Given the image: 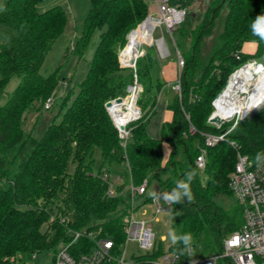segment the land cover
Wrapping results in <instances>:
<instances>
[{"label":"trees","instance_id":"obj_1","mask_svg":"<svg viewBox=\"0 0 264 264\" xmlns=\"http://www.w3.org/2000/svg\"><path fill=\"white\" fill-rule=\"evenodd\" d=\"M40 1L8 0L0 10V23L15 32L8 42L0 43V95L13 76L22 75L13 95L0 105V264L16 260L26 263L44 250L55 255L59 244L69 241L68 229L101 230L103 237L114 241V253L118 255L126 239L124 218L130 196L123 192L115 198L107 197L104 173L121 174L135 184L147 179L170 192L187 172L195 171L192 202L173 204L170 212L172 230L178 235H193V250L191 254L184 252L178 242L170 252L179 256L180 264L222 253L224 240L239 230L244 220L229 186L237 161L230 142L255 163L256 153L264 151V106L240 121L227 141L205 147L204 170L196 167L195 160L204 147L200 133L219 134L231 126L218 129L208 123L212 102L229 76L242 63L251 59L262 62L264 58V40L253 35L251 27L258 16L264 15V0L210 1L204 20L190 32V53L182 55L181 92L175 91L167 103L172 118L163 123L159 139L152 138L146 127L168 82L162 76L165 65L158 53L146 47L136 63L143 86L137 103L142 114L130 125L131 137L125 148L105 104L125 97L134 81V70L120 66L117 51L126 46L128 34L148 18L149 0H90L82 38L74 46L80 58L94 33L100 32L86 77L77 92L72 90L62 98L52 123L37 139L25 128L27 115L41 114L45 102L57 92L62 78L58 73L45 77L40 68L66 23V13L60 6L39 12ZM195 1L171 0L172 5L187 9L185 21L173 31L182 39H188L187 26L195 19L189 9ZM223 8L226 14L219 43L203 65V40ZM248 43L256 44L255 53L244 51ZM126 52L134 57L128 49ZM236 52L241 55L239 60ZM191 126L196 129L194 134L190 133ZM164 140L171 147L166 163ZM222 197L233 200L232 204L224 208L219 203ZM65 213L69 214L67 222L61 224ZM51 216L57 221L51 230H44ZM92 245L86 239L77 243L87 249ZM163 254L159 241L157 250L148 258H138L137 264ZM219 264L233 263L222 258Z\"/></svg>","mask_w":264,"mask_h":264},{"label":"built area","instance_id":"obj_2","mask_svg":"<svg viewBox=\"0 0 264 264\" xmlns=\"http://www.w3.org/2000/svg\"><path fill=\"white\" fill-rule=\"evenodd\" d=\"M151 2L155 5L157 10L156 14L148 16L147 20V22H151L153 27L151 40L149 43L139 45V49L143 45L147 47L154 46L156 47L159 58L161 60H167L170 56V52L166 41L163 36L154 40V31L157 28L166 29L176 45L173 38V31L185 21L188 14L187 9L172 5L171 0H151ZM176 50L178 73L173 89L180 93L181 71L185 62L177 46ZM143 55L144 52L141 51L139 55L136 56V63L138 58ZM235 57L239 60L241 58L240 53L236 52ZM120 62L121 67L126 66L122 63L121 58ZM136 63L133 66H130L134 70V81L127 87L126 96L120 97L122 98V103L117 104L114 99L109 101L111 102V107L107 108L112 123L118 132L121 145L124 148L131 137L130 125L141 117V111L137 103L143 92V86L139 83L136 74ZM243 70H247V73L250 75L249 84L248 86L240 87L236 94L242 97L243 106L250 100L251 95L254 93L255 84L260 80L261 75L264 72V63L252 59L242 63L229 76L225 87L212 102L213 112L208 118V123L218 110L216 103L219 98L223 96L236 75ZM52 102L53 98L51 97L47 100L46 107L50 108ZM125 102L133 103L134 111L131 117L126 120H121L129 111L125 107ZM115 106H120V110L115 109ZM256 109H250L244 113L237 112L234 114H225L221 125L210 123L218 129H221V127L226 124H231V126L219 134L201 133L203 140L202 145L204 147L200 149V153L195 160V165L199 170L202 171L206 167L205 147H214L221 142L227 141V136L234 130L237 124L249 117V115ZM121 127H123V129H121ZM195 132L196 130L191 126L190 133L194 134ZM230 144L237 152V161L235 169L230 176L229 186L237 204L242 210L244 219L243 224L239 230L235 231L224 240L222 253L213 255L209 258L199 259L188 264H219L220 259L222 258L229 259L233 264H264V167L257 168L256 164L251 161L247 155L241 153L240 147L235 142L232 141ZM128 172L130 173V169H128ZM102 180L107 184V197L115 198L123 192L128 193L130 196L128 213L124 218V233L126 235L125 244L133 241L138 244L140 250L147 252L148 254L155 252L157 250L158 241L152 230L151 222L136 219V214L146 205L153 206V214L155 217L163 213L170 214L172 205L165 202L162 203V199L154 201L151 197L146 196L151 187V184L147 179L141 184H135L131 178L130 181H126L121 174L113 175L104 173L102 175ZM60 222L61 224H66L67 219L63 218ZM69 236L70 239L68 243L61 246L55 253L53 264H104L105 262L112 261H116L119 264H132L125 260V250L121 253L120 249V252H118L119 256L115 255L114 241L103 237L101 235V230H69ZM82 239L91 241L93 245L88 249L78 247L77 243ZM179 261V256L170 252L151 260V263L180 264Z\"/></svg>","mask_w":264,"mask_h":264},{"label":"rangeland","instance_id":"obj_3","mask_svg":"<svg viewBox=\"0 0 264 264\" xmlns=\"http://www.w3.org/2000/svg\"><path fill=\"white\" fill-rule=\"evenodd\" d=\"M7 1L8 0H0V10L4 8ZM210 1L211 0H196L193 4L189 5L190 11H192V13L195 14V19L192 20V22H190V24L187 26L188 39L187 38L182 39L178 37L176 33H173L174 34L173 38L176 42V45H175L170 33L166 29L157 28L154 31V34H153L154 40H157L158 38H161L163 36L166 41L168 50L170 52V56L167 60L159 59L160 62L166 66L164 68V71H165L164 75H167V79L169 77L173 78L174 75L176 76L175 74L176 70H174L175 65H177L176 46L179 52L183 56H186L190 53V50H191L190 32H192L196 28V26H198L204 20L206 16V8H207V5L210 3ZM212 1H215V0H212ZM55 6H60L65 11L66 23H65V26L62 32L58 35V37L51 44L43 60V63L41 65L40 73L45 77L51 74L58 73V75L62 79L57 88V92L51 95V97L54 100L51 107L50 108L46 107V103H47L46 101L44 108H43L44 110L41 112V114L30 113L29 115H27V121H26L25 128L27 129V131L32 133L33 137L37 139L43 136L48 126L52 123L54 116L58 112V107H59V104L62 98L64 96L69 95L70 91L72 90L74 91V93L78 91V84L86 77L87 71L89 69L90 61L93 58L94 51L97 46L99 35H100L99 31H96L94 33V35L91 37L88 43V46L85 52L83 53V56L78 58V56L74 52V46H75V43H77L82 38L83 29H84L83 28L84 21L90 9V0H41L39 4L37 5V10L39 12H44ZM149 6H150L149 16L156 14V11H157L156 7L151 2V0H149ZM225 14H226V10L225 8H223L216 17V20L214 22V27L212 28V30H210L208 35L203 40V44H202L203 65L208 63L211 54L213 53L214 49L219 43V36L223 29ZM138 28H140V26ZM130 33L127 36V44H128ZM14 35H15L14 31H12L8 27L0 23V43L8 42L10 38ZM246 45L247 44H245L244 47ZM126 46L124 48L119 47L117 51L120 66H121L120 54L122 58L123 51L125 50ZM146 47L147 46L143 45L142 47H140V50L144 51ZM155 48L156 47H152L153 51L157 52ZM262 63H264V58L262 59ZM123 67L131 68L130 66H123ZM21 79H22V75H15L10 79L9 83L7 84V86L4 88V90L2 91L0 95V105H4L8 101V99L13 95L14 91L20 84ZM175 80H177V78ZM162 90L164 92L163 94L160 93V98H159L160 102H158L156 112L153 114V116L151 117L146 127L147 133L154 139L160 138L161 128H162L163 123L172 118V113L167 109V103L169 102L171 98H173L175 92L173 95H171L170 91L167 88V85ZM70 97H71L70 100H72V94H70ZM127 105H130V104H126V106ZM140 114H142V112H140ZM187 119L189 120L188 116H187ZM200 138L202 139L201 133H200ZM162 150H163V163H166L169 161L170 156H171V147H170V144L166 140L162 142ZM152 191L167 192V191L161 190V188L156 184L151 185L148 193ZM148 193L146 195L147 197H149ZM161 202L164 203L163 199L161 200ZM232 202L233 200L231 199L229 200L227 197H222L219 200L220 205L224 206V208H227L230 204H232ZM58 216H61V214ZM62 216L68 219L67 216H69V214L65 213V215H62ZM136 219L150 221L152 225V230L155 233L156 240L158 242L159 241L162 242L163 253L164 254L170 253V248L173 245L168 237L169 230L170 229L172 230L170 214L163 213L155 217V215L153 214V206L146 205L145 207H143V209H140L137 212ZM56 221H57L56 216H51L49 221L44 225L43 229L44 230L47 229V231L51 230V227L56 223ZM69 230L70 229H68V232ZM67 243L68 241L67 242L62 241L59 244L58 249ZM124 250H125V260L132 264L139 263L138 258L142 256L145 258H148L147 257L148 253L140 250L136 242L130 241L127 244H125L124 242V244L121 247V253ZM53 258H54L53 251L44 250V251H40L36 253L32 261L21 263L20 261L18 262L16 260V261H12L10 264H53ZM145 258L140 260V262L144 264H152L150 260L148 259L146 260Z\"/></svg>","mask_w":264,"mask_h":264},{"label":"bare ground","instance_id":"obj_4","mask_svg":"<svg viewBox=\"0 0 264 264\" xmlns=\"http://www.w3.org/2000/svg\"><path fill=\"white\" fill-rule=\"evenodd\" d=\"M152 24L151 22H146L145 24L141 25L140 28L136 30V32L132 33L129 36L128 44L123 51V60L124 63L128 64L131 62V60L136 59V56L139 55L140 49L139 45L143 43H149L151 40V32H152ZM126 49L134 56V57H128V54L126 52ZM249 77L250 75L247 73V70H243L239 74L236 75L235 79L232 81V83L229 85L228 89L225 91L223 96H221L216 103V106L218 108L216 115H218L221 118H224L225 114H234L237 112L244 113L248 110H253L258 108L262 103H264V72L261 75V78L258 82L255 84L254 93L250 97V102L247 101V104L243 106L242 104V97L236 92L240 89L242 86H248L249 84ZM126 104H130L127 105ZM125 104V107L127 110H129L125 116L121 120H126L129 117L132 116V113L134 111V104L131 102H128ZM115 109L120 110V106H115Z\"/></svg>","mask_w":264,"mask_h":264},{"label":"clouds","instance_id":"obj_5","mask_svg":"<svg viewBox=\"0 0 264 264\" xmlns=\"http://www.w3.org/2000/svg\"><path fill=\"white\" fill-rule=\"evenodd\" d=\"M253 35L259 36L261 40H264V15L258 16L252 24ZM256 167H264V151L257 152L254 157ZM196 177L195 171H189L185 174V177L176 182V186L170 192H149L148 195L154 201H163L169 205L182 204L185 201L191 203L193 200V193L191 191V184ZM168 237L172 244L178 242L183 244V251L191 254L192 244L194 242L193 235L191 233L177 234L174 230H169Z\"/></svg>","mask_w":264,"mask_h":264},{"label":"crops","instance_id":"obj_6","mask_svg":"<svg viewBox=\"0 0 264 264\" xmlns=\"http://www.w3.org/2000/svg\"><path fill=\"white\" fill-rule=\"evenodd\" d=\"M251 44V45H250ZM256 48H257V46H256V44L255 43H249V44H247L245 47H244V51L246 52V53H249V54H252V53H255V51H256ZM251 51V53H250V51ZM166 66H164L163 67V78L165 79V81L166 82H168V84H167V88H168V90L170 91V93H171V95H173L174 94V92H175V90L173 89V85H174V83L176 82V78H177V72H178V68H177V65H175V69L174 70H176V76L174 75L173 76V78L172 77H169L168 79H167V75H164L165 74V71H164V68H165ZM166 76V77H165ZM176 77V78H175Z\"/></svg>","mask_w":264,"mask_h":264},{"label":"water","instance_id":"obj_7","mask_svg":"<svg viewBox=\"0 0 264 264\" xmlns=\"http://www.w3.org/2000/svg\"><path fill=\"white\" fill-rule=\"evenodd\" d=\"M193 15H194V17H195V14L193 13ZM147 20H148V18L142 23V24H144L145 22H147ZM141 24V25H142ZM140 25V26H141ZM134 32H136V30H133L131 33H130V35L132 34V33H134ZM129 35V36H130ZM136 63V60L135 59H133V60H131V62L129 63V65H127V66H133L134 64ZM115 102L117 103V104H120V103H122V98H116L115 99ZM262 106H264V103H263V105ZM261 106V107H262ZM105 107H106V109L107 108H110L111 107V102H107L106 104H105ZM261 107H259L258 109H256V110H254L250 115H252V114H254L256 111H258ZM249 115V116H250ZM209 123H212V124H215V125H221L222 123H223V118H221V117H219L218 115H213V117L209 120ZM121 129H123V127H121Z\"/></svg>","mask_w":264,"mask_h":264}]
</instances>
